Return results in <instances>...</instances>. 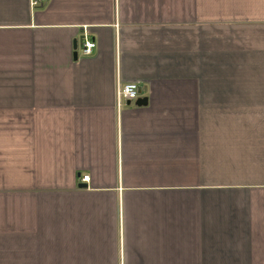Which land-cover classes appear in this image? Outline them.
Instances as JSON below:
<instances>
[{
	"label": "crops",
	"instance_id": "crops-1",
	"mask_svg": "<svg viewBox=\"0 0 264 264\" xmlns=\"http://www.w3.org/2000/svg\"><path fill=\"white\" fill-rule=\"evenodd\" d=\"M0 264H264V0H0Z\"/></svg>",
	"mask_w": 264,
	"mask_h": 264
},
{
	"label": "built area",
	"instance_id": "built-area-1",
	"mask_svg": "<svg viewBox=\"0 0 264 264\" xmlns=\"http://www.w3.org/2000/svg\"><path fill=\"white\" fill-rule=\"evenodd\" d=\"M31 4L36 6L40 4V0H31ZM97 47L96 41L90 38L87 31H84L83 36L78 44L80 55L82 57H88L93 54ZM141 88L135 82H127L119 84L117 88V104L121 108L126 102H134L140 95ZM88 176H83L82 180L86 181Z\"/></svg>",
	"mask_w": 264,
	"mask_h": 264
},
{
	"label": "water",
	"instance_id": "water-1",
	"mask_svg": "<svg viewBox=\"0 0 264 264\" xmlns=\"http://www.w3.org/2000/svg\"><path fill=\"white\" fill-rule=\"evenodd\" d=\"M74 48H75V54H74V58L77 59L78 58V54H77V42H74ZM147 103V98H138L136 101V104L138 105H145ZM84 186V184L82 185ZM85 187V186H84Z\"/></svg>",
	"mask_w": 264,
	"mask_h": 264
}]
</instances>
